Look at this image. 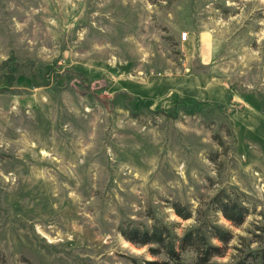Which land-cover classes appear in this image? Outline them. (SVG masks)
Masks as SVG:
<instances>
[{
  "label": "rangeland",
  "instance_id": "374dc122",
  "mask_svg": "<svg viewBox=\"0 0 264 264\" xmlns=\"http://www.w3.org/2000/svg\"><path fill=\"white\" fill-rule=\"evenodd\" d=\"M197 220L217 264L264 246V0H0V264L163 260L119 227Z\"/></svg>",
  "mask_w": 264,
  "mask_h": 264
},
{
  "label": "trees",
  "instance_id": "16d2710c",
  "mask_svg": "<svg viewBox=\"0 0 264 264\" xmlns=\"http://www.w3.org/2000/svg\"><path fill=\"white\" fill-rule=\"evenodd\" d=\"M12 72L11 70L10 74L6 75L8 86H11L13 80ZM31 78L33 88L41 86L40 82H37L35 73L32 72ZM211 205L235 227H240L248 216L247 207L230 199L224 192L216 195ZM171 208L175 215L183 221L194 218L192 211L179 203H172ZM119 232L130 244L148 247L150 256L164 257L163 260L144 261L143 264H183L184 255L189 253L193 255L192 264H217L213 262V259L224 257L229 243L234 238L231 231L204 220H197L196 225L186 228L181 234H176L172 228L161 223H155L150 227H139L128 223L121 225ZM212 241L218 242L219 245ZM252 242L261 243L259 240ZM234 249L237 248L234 247ZM239 249L237 250L239 255L233 264H264V246L247 252Z\"/></svg>",
  "mask_w": 264,
  "mask_h": 264
},
{
  "label": "built area",
  "instance_id": "2783aa9c",
  "mask_svg": "<svg viewBox=\"0 0 264 264\" xmlns=\"http://www.w3.org/2000/svg\"><path fill=\"white\" fill-rule=\"evenodd\" d=\"M182 35H183L182 36L183 40H186L187 39V34L186 33H183Z\"/></svg>",
  "mask_w": 264,
  "mask_h": 264
},
{
  "label": "crops",
  "instance_id": "0c3cea01",
  "mask_svg": "<svg viewBox=\"0 0 264 264\" xmlns=\"http://www.w3.org/2000/svg\"><path fill=\"white\" fill-rule=\"evenodd\" d=\"M188 37V36H187Z\"/></svg>",
  "mask_w": 264,
  "mask_h": 264
}]
</instances>
